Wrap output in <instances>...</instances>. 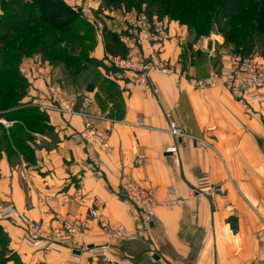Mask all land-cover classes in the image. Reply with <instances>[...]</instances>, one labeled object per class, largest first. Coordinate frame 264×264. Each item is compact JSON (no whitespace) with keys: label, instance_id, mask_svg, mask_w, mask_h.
I'll use <instances>...</instances> for the list:
<instances>
[{"label":"crops","instance_id":"obj_1","mask_svg":"<svg viewBox=\"0 0 264 264\" xmlns=\"http://www.w3.org/2000/svg\"><path fill=\"white\" fill-rule=\"evenodd\" d=\"M72 1L65 0L75 7ZM106 4L117 8L107 9L109 17L102 18L100 8ZM128 5L125 1L110 4L86 0L77 8L84 7V18L95 27L91 59L105 61L107 56L122 54L124 48L118 37L126 26L121 8ZM170 19L173 39L165 42L161 55L171 62L173 73L152 75L160 93L157 97L145 94L141 86L131 87L132 74L123 76L108 65L96 67L99 72L95 81L86 83L83 75L80 80L63 77L68 66L57 61L56 46L51 43L41 47L42 53L56 62V75L60 77L54 78L67 90L76 89L89 98L88 116L107 133L112 151L95 146L92 153L100 175L88 172L84 166L88 151L72 138L83 129L84 117L53 109L45 97V85L40 81L31 85L23 102L38 105L34 107L45 115L51 134L34 131L31 164L23 156L18 159L2 151L0 204L28 210L44 222L55 215L85 219L95 205L100 221H92L71 247L50 254H44L39 246L24 244L19 227L0 222V235L10 257L14 254L22 264H107L109 258L126 255L136 264H264V153L248 141L250 128L264 138V105L259 114L250 116L221 87H201L215 66V60L200 52L205 44L202 39L207 38L209 49L218 53L223 51L222 38L216 34L202 38L179 19ZM145 53L151 50L146 48ZM140 116L142 125L138 124ZM173 125L186 131L183 139L171 134ZM174 145L179 165L166 153ZM141 155L147 160L140 161ZM21 172L28 177L21 178ZM204 175L222 187L225 196H193L190 189ZM123 176L154 189L158 201L170 189L184 201L175 207H156L145 231L124 243L109 241L106 235L107 226L124 225L134 234L140 224L138 211L119 196ZM50 200L54 202L52 210L46 206ZM102 248H106L105 254H93ZM1 249L0 242V264H13L10 257L2 258Z\"/></svg>","mask_w":264,"mask_h":264},{"label":"rangeland","instance_id":"obj_2","mask_svg":"<svg viewBox=\"0 0 264 264\" xmlns=\"http://www.w3.org/2000/svg\"><path fill=\"white\" fill-rule=\"evenodd\" d=\"M105 1L106 2L110 1V4H119L122 3L123 1L128 2L130 5L123 6L121 8V12L124 13L122 17H125L127 15L132 16V13H135L136 15L139 14L146 15V17L152 22L158 20V21H163L165 23V26L160 28V30L164 32V35H160L159 31L155 28L152 30L153 38L143 42L141 48L142 51H144V53L146 48L151 50L150 54H152L153 50L159 48L161 49L159 51V54L160 57L162 58L161 54L164 50V44L165 42H169L170 39L172 38L170 35V24L172 20L170 18H175L193 27L194 32L197 33L202 38L208 36L210 37L211 34L219 35L222 38L221 46H223L222 47L223 51H221L220 49L218 53L217 51L212 52V50L209 49V42L207 38L202 39V42L205 41V44L203 43V45L201 46L200 52L203 55H208L209 57H211L213 61L215 60L214 62L215 66L213 67V70L219 66V63L224 58H227L232 54L238 52L251 53L254 55L252 57L264 63L263 39L261 38L259 40L255 39L251 44H242L241 47L238 48L235 45V43L232 42V38L228 37L230 33L231 34L232 32L235 33V30L237 28L245 27L248 25L251 19V12L253 11V7L251 6L244 7V9L239 14L238 18L233 19L232 21L229 22L227 27L229 29L225 30L224 28L225 25L217 22V20L215 19L216 17L215 12L222 0H121V1L105 0ZM33 2L34 0H0V26L13 22L18 23V19L22 14L21 12L23 9H25L26 11L34 10ZM85 2L86 0H73L71 3L75 4L74 6L76 8H79L81 5H84ZM15 7H19L20 12L19 10H15L14 9ZM112 7L113 6L106 4L104 7L100 8L99 13L102 16V18L109 17L107 13H105L107 9L115 10L117 8V7L114 8ZM80 10L82 11V15L84 17L85 14H83V12L85 13L86 10L84 9V7H81ZM193 20L195 21V23H192ZM123 22L126 26V30L119 35L118 41L121 43V45L124 48L123 52L124 51L127 52L126 56L124 57L126 58L128 52L130 51L134 39V36L129 32V30L134 29L137 26L134 25L133 23H127L125 21ZM32 31L28 30V32L26 31V32L17 33L13 35L11 39L4 46H0V156L2 151H5L10 157H16L18 159H21L20 156H23L25 161L29 164H31L32 161L30 160L29 157L30 155H27V150L32 151L34 149L32 148V145L35 142L33 136L34 131L41 132V134H45V135H50L51 133L50 130L47 128V126L45 128L46 125L45 116L41 114V111L38 109V107H34L38 105L35 103V105L33 106L32 103L27 104V102L26 103L23 102L24 99L29 96L31 85L37 82V81L30 82L29 78L27 77L23 78L21 76L20 67L22 66L23 63L29 62L30 59L36 55L40 56L49 65L52 81L60 85V87L62 88V92L68 94L74 93L79 95L81 98L85 97V95L83 96L80 91L76 89L69 91L66 89V87L64 86L65 84L63 82L56 80L54 78L55 76L60 77V74L56 75V70H55L56 65L52 66V63L55 64L56 62L48 58V56L46 57L44 54L43 55L41 54L42 53L41 47L47 46L46 43L49 44L55 41L58 45V48L56 49L54 56L58 58L57 61L59 62L62 61L67 62L66 64L68 68L65 70L66 72H63V77L65 76L66 78L80 80V77L83 75L82 78L86 77L85 79L86 83L95 81V79L98 76L97 73L99 72V70L96 69V67L104 66L108 68L107 65L113 70L119 71L123 76L127 72L123 69L116 67L113 64V62L110 60V57L121 58L122 56H107L105 61L104 60L96 61L89 57V50L94 45L95 27L89 24L88 22H86V20H83V23L75 32L77 34L85 33L86 36L92 39L91 41H87L83 43H80L77 40H73V38L67 40V38L60 37L59 35H58V39H56L54 36L50 35V31L47 30V28L45 27L40 28L38 30L35 29L34 33H32ZM41 33L45 34L44 38L42 37ZM125 36L129 37V39L121 40L122 37ZM141 36L144 37L142 33ZM66 40L71 43L69 46L76 48L69 55L70 58H67L66 56L68 55L66 48L59 46V43L64 42ZM230 50L233 51L234 53L230 52ZM150 54L145 53L146 56H149ZM31 55L33 56L30 57ZM168 64H170L172 67L170 61L168 62ZM60 80L62 79L60 78ZM43 81L44 80L41 79L40 82ZM221 88L225 90L223 87ZM44 91H45V97L51 102L52 105L51 107L55 110L63 112L49 98L46 87H44ZM87 99L89 100V98ZM89 102L91 103L90 100ZM263 105H264V101L255 103L251 105L249 108H246L243 105L242 106L243 109L247 112V114L252 116L255 114H259V108L260 107L262 108ZM263 124H264V120H263ZM248 141L250 142L251 146L252 145L258 146L260 148V151L262 150L264 153V138L256 135L255 132L251 130V128L248 134ZM20 176L21 178L26 179L28 177V174L26 173V177L24 178L22 177V172H21ZM94 207L96 206L94 205ZM49 209L52 210L53 208H49ZM18 210L21 212H27L32 216V214L28 210H20V209ZM72 218L77 220H85L87 222H90V224L92 221H100L99 220L100 215H98L96 219H94V217L88 218V216L85 219H79L75 217ZM34 220L38 221V219L35 218ZM7 222L12 224L13 226L19 227L18 225H15L10 221ZM112 227H114V225ZM21 230L23 232L22 242L27 246L37 247V246L29 245L25 242V238H24L25 231L23 229ZM127 232L132 233L129 232L128 230ZM106 235L109 241L116 240V242H123V243L125 242L122 240L120 241L117 238L110 239L108 236V231L106 232ZM0 242L2 247L1 249L2 258L10 257V252H8L9 250L5 248V239L3 235H0ZM41 250L43 251L44 254H50V253H46L43 247H41ZM105 251L106 248L105 249L102 248L95 251L93 254L95 256L103 255L105 254L104 253ZM98 253H102V254H98ZM124 258H129L131 264L132 262L133 264H136L127 255L115 259L109 258V260H107L108 262L107 264H111V262L114 263L120 261L121 259ZM10 259L13 261V264H22L20 259L16 257L14 254L10 257Z\"/></svg>","mask_w":264,"mask_h":264},{"label":"built area","instance_id":"obj_3","mask_svg":"<svg viewBox=\"0 0 264 264\" xmlns=\"http://www.w3.org/2000/svg\"><path fill=\"white\" fill-rule=\"evenodd\" d=\"M122 20L137 26L129 30L134 39L126 58L110 57V60L116 67L132 74L129 82L131 87L141 86L145 94L151 93L157 97L160 93L152 75L155 73L171 75L173 68L160 57L159 51L161 49H155L152 54L146 56L141 47L144 41L153 38V29L156 28L160 35H164L160 28L165 26V23L158 20L152 22L146 15H136L135 13H132V16L123 17ZM141 33L144 37L141 36ZM124 39L128 40L129 37H122L121 40ZM20 73L23 77L29 78L30 82L44 80L42 83L47 89L49 98L61 111L68 114L80 113L84 117V127L73 135V142L77 145H83L88 151V160L84 164L87 171L94 175H100L98 160L92 150L95 146H99L107 152H111L112 149L109 145L107 133L101 130L88 116V110L91 107L89 100L74 93H63L60 85L52 81L49 65L38 55L32 57L29 62L23 63L20 67ZM200 86L223 87L233 99L249 108L255 103L264 101V63L252 56L232 54L224 58L219 66L200 83ZM32 104L35 105V103ZM143 122L144 119L140 116L138 124L142 125ZM170 132L176 139H183L186 136V131L176 125L171 127ZM166 153L171 154L176 165H179L180 159L177 146L169 147ZM139 160L146 161L147 159L145 155H141ZM22 177L25 178L26 173L22 172ZM190 191L193 196L200 194L225 196L223 188L215 186L207 175L199 177L196 186L191 188ZM119 196L140 214V224L134 234L128 233L123 225L114 227L106 225L110 239L117 238L125 242L135 240L142 231H145L151 221L150 214L156 207H175L184 202L173 189L168 191L167 196L162 201H158L154 189L137 185L127 176L121 178ZM68 201V199L65 200V203ZM53 204L54 202L50 200L46 203V206L53 208ZM98 215L96 207L88 210V218L94 217L96 219ZM0 221H10L18 225L25 231V242L29 245L43 247L46 253L55 252L61 247H71L75 238L81 236L90 227V222L74 219L70 215H55L50 222L36 221L29 213L21 212L11 205L2 204H0ZM111 264H131V261L129 258H124L114 263L111 262Z\"/></svg>","mask_w":264,"mask_h":264},{"label":"trees","instance_id":"obj_4","mask_svg":"<svg viewBox=\"0 0 264 264\" xmlns=\"http://www.w3.org/2000/svg\"><path fill=\"white\" fill-rule=\"evenodd\" d=\"M249 6L253 7V11L251 12V19L248 25L245 27L237 28L235 30V33L232 32V34L230 33V35L228 36L229 38H232V42H234L238 48L241 47L242 44H251L255 39L259 40L261 38L264 40V0H222L215 12V19L217 20V22L224 24V28L226 30L229 29L227 28L229 22L233 19L238 18L244 7ZM14 9L19 10V7H15ZM33 9L34 10L31 11H26L25 9H23L21 12L22 14L18 19V23L13 22L0 26V46H4L11 39V37L17 33L34 30L32 31L33 33L35 32V29L38 30L44 27L47 28V30L50 31V35L54 36L56 39H58L59 35L60 37L67 38V40L73 38V40H77L80 43L92 40L88 36H86L85 33H75L83 23V20H86V22H88L89 24L91 23L83 17V10L81 11L80 9L70 6L64 0H34ZM192 23H195V21L193 20ZM190 28L193 27L190 26ZM41 35L44 38L45 34L41 33ZM67 40L59 43V46H62V44H66L65 47H62L66 48L68 54L66 56L67 58H70L69 55L76 48L69 46L71 43ZM52 44L56 46V49L58 48V45L55 41ZM230 52L233 51L230 50ZM126 53L127 52L124 51L120 56L125 57ZM41 54L43 55L44 53ZM234 54L254 56L251 53L245 52H238ZM33 55H31L30 57H32ZM54 65L55 64L52 63V66ZM41 114L45 116L43 113ZM46 126L47 124L45 125V128ZM31 153V150H27V155H30Z\"/></svg>","mask_w":264,"mask_h":264},{"label":"water","instance_id":"obj_5","mask_svg":"<svg viewBox=\"0 0 264 264\" xmlns=\"http://www.w3.org/2000/svg\"><path fill=\"white\" fill-rule=\"evenodd\" d=\"M74 253H75V254H80V252H79V251H74ZM154 259H158V257H157V256H155V257H154Z\"/></svg>","mask_w":264,"mask_h":264}]
</instances>
